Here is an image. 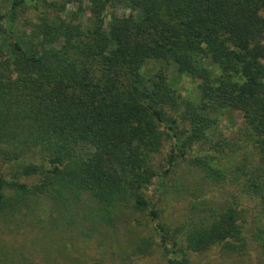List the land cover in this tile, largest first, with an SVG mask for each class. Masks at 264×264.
Listing matches in <instances>:
<instances>
[{"label": "trees", "instance_id": "16d2710c", "mask_svg": "<svg viewBox=\"0 0 264 264\" xmlns=\"http://www.w3.org/2000/svg\"><path fill=\"white\" fill-rule=\"evenodd\" d=\"M8 3L0 15V215L7 205L33 212L45 198L59 224L77 228L73 211L88 197L110 228L117 211L132 208L153 224L170 263L181 264L186 252L245 248L244 198L255 203L253 239L264 254V0ZM75 3H87L89 28L82 10L66 11ZM29 10L37 19L20 20ZM162 60L198 82V103L176 95L162 69L144 75V63ZM225 111L242 119L222 137ZM180 157L206 185L189 193L197 206L211 189L232 190L221 192L222 208L187 218L173 238L147 192Z\"/></svg>", "mask_w": 264, "mask_h": 264}, {"label": "rangeland", "instance_id": "374dc122", "mask_svg": "<svg viewBox=\"0 0 264 264\" xmlns=\"http://www.w3.org/2000/svg\"><path fill=\"white\" fill-rule=\"evenodd\" d=\"M78 9L84 14L80 18L81 24L86 29L89 28L87 3L66 6L67 12H76ZM8 10V0H0V15ZM121 12L117 11L116 14ZM109 13H114L113 9ZM37 16L35 10H29L20 14L19 18L34 21ZM75 17L78 18V15ZM159 69L164 72L169 88L176 95L191 103L199 102L198 82L179 72L172 61H148L142 67L146 77ZM222 115L219 121L221 136L236 133L241 124L240 114L225 111ZM169 149L168 146L164 148V159ZM185 161L182 157L177 159V165L168 173L167 181L162 184L160 178H155L147 192L150 201L160 211L161 223L173 238L187 222V218L196 222L209 213L205 210L206 207L222 208L226 193L221 192L232 190L227 187L211 189L207 205L200 203L201 206H197L200 199L198 202L194 201L189 193L193 189L196 193H201L206 185L201 181L200 173L190 172ZM221 165L230 167L225 158L221 160ZM6 172L7 168L0 162V174ZM242 199L240 203L248 207L242 231L245 248L225 252L222 247H213L203 253L186 252V262L178 259L181 264H264V254L253 239L254 233L260 227L254 215L255 203ZM41 201L43 204L37 206L33 212L27 213L18 210V207L7 205L1 213L0 264H171V255L161 246L153 224L144 213L132 208H122L116 212L112 226L107 228L95 216L92 207H89L92 199L86 197L82 205L73 211L78 214V227L71 228L62 222L59 224L57 213L50 207L52 204L48 200L41 198Z\"/></svg>", "mask_w": 264, "mask_h": 264}]
</instances>
